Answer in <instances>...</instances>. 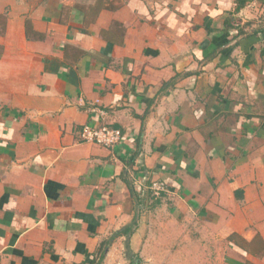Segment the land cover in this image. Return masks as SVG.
Instances as JSON below:
<instances>
[{"label": "crops", "instance_id": "obj_1", "mask_svg": "<svg viewBox=\"0 0 264 264\" xmlns=\"http://www.w3.org/2000/svg\"><path fill=\"white\" fill-rule=\"evenodd\" d=\"M103 242L100 264H264V0H0V264Z\"/></svg>", "mask_w": 264, "mask_h": 264}, {"label": "built area", "instance_id": "obj_2", "mask_svg": "<svg viewBox=\"0 0 264 264\" xmlns=\"http://www.w3.org/2000/svg\"><path fill=\"white\" fill-rule=\"evenodd\" d=\"M80 137L83 141L112 147L121 141L122 133L120 129L111 127L107 124H101L100 126L85 124L81 127ZM149 189L151 194L157 197L165 190V185L163 182L155 181L151 184Z\"/></svg>", "mask_w": 264, "mask_h": 264}, {"label": "trees", "instance_id": "obj_3", "mask_svg": "<svg viewBox=\"0 0 264 264\" xmlns=\"http://www.w3.org/2000/svg\"><path fill=\"white\" fill-rule=\"evenodd\" d=\"M132 229H133V227L129 226V227L125 228L123 231L128 233V232H131ZM106 247H107V245L104 242L101 243V245H100L99 249L97 250L95 256H93V258H91L87 262H83L82 264H100V262L102 261V259L104 257Z\"/></svg>", "mask_w": 264, "mask_h": 264}, {"label": "rangeland", "instance_id": "obj_4", "mask_svg": "<svg viewBox=\"0 0 264 264\" xmlns=\"http://www.w3.org/2000/svg\"><path fill=\"white\" fill-rule=\"evenodd\" d=\"M152 255H156L155 253L154 254H152ZM159 255H161L160 257H155V259H152V264H156V261H157V264L158 263H160V264H164V262H165V260L163 259V257H164V254L163 253H161V254H159ZM163 256V257H162ZM135 260V259H134ZM134 260H131L130 261V264H135L134 263Z\"/></svg>", "mask_w": 264, "mask_h": 264}]
</instances>
